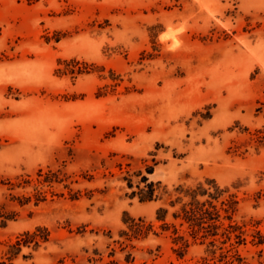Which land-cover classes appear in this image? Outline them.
I'll use <instances>...</instances> for the list:
<instances>
[{
	"label": "rangeland",
	"instance_id": "obj_1",
	"mask_svg": "<svg viewBox=\"0 0 264 264\" xmlns=\"http://www.w3.org/2000/svg\"><path fill=\"white\" fill-rule=\"evenodd\" d=\"M207 180L264 262V0H0V262L40 228L12 264H205L156 212Z\"/></svg>",
	"mask_w": 264,
	"mask_h": 264
},
{
	"label": "trees",
	"instance_id": "obj_2",
	"mask_svg": "<svg viewBox=\"0 0 264 264\" xmlns=\"http://www.w3.org/2000/svg\"><path fill=\"white\" fill-rule=\"evenodd\" d=\"M55 174L49 171L39 183L51 184L56 181ZM147 181V179H144ZM157 187L154 183L147 184L140 189L139 200L141 203L158 200L155 196ZM177 197L169 202L171 208H177L172 212V221L168 222L170 209L161 206L157 209L156 220L161 223L163 231H172L173 243L176 246L174 251L184 256L193 243L200 241L207 245L208 257L204 258L205 264H248L243 258L238 247L246 245L244 226L233 220L239 204L234 194H229L215 180H207L205 183H198L193 187L180 185L176 188ZM128 230L122 232L126 240L147 239L150 233H155L154 224L146 221L145 218H133L128 215L124 220ZM25 232L17 238L14 244L9 245L7 253L9 263L5 260L0 264H12V261L21 252L23 246L34 243L35 248L40 247L37 232ZM46 236L42 237L47 242L50 232L47 229ZM251 243L254 246H264V234L260 231L252 235ZM264 250H260L262 256ZM260 264L264 262L260 261Z\"/></svg>",
	"mask_w": 264,
	"mask_h": 264
},
{
	"label": "bare ground",
	"instance_id": "obj_3",
	"mask_svg": "<svg viewBox=\"0 0 264 264\" xmlns=\"http://www.w3.org/2000/svg\"><path fill=\"white\" fill-rule=\"evenodd\" d=\"M167 34H168V33H167ZM162 35H164V34H162ZM162 35H161V36H162ZM160 38H162V37H160ZM162 40H163V38H162Z\"/></svg>",
	"mask_w": 264,
	"mask_h": 264
}]
</instances>
